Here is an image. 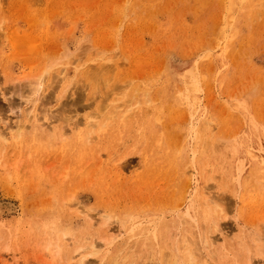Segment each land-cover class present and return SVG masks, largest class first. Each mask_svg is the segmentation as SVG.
<instances>
[{"label":"rangeland","instance_id":"374dc122","mask_svg":"<svg viewBox=\"0 0 264 264\" xmlns=\"http://www.w3.org/2000/svg\"><path fill=\"white\" fill-rule=\"evenodd\" d=\"M0 132V264H264V0H0Z\"/></svg>","mask_w":264,"mask_h":264},{"label":"bare ground","instance_id":"6f19581e","mask_svg":"<svg viewBox=\"0 0 264 264\" xmlns=\"http://www.w3.org/2000/svg\"><path fill=\"white\" fill-rule=\"evenodd\" d=\"M99 71V70H98ZM40 79V81H38L36 84V87L35 88H33V93L35 94V93H39L40 92V88H39V86L41 85V78H39ZM27 101V100H26ZM19 131V130H18ZM17 131V134L19 133ZM13 139L11 136H9V139ZM0 141L2 142V143H6L7 141H8V139L3 135V133L2 132H0ZM0 168L1 169H4V166H0ZM75 196V195H74ZM70 199H72V198H70ZM7 209H8V207H7ZM215 213V212H214ZM215 218V217H214ZM91 220V219H90ZM93 221V220H92ZM214 222V221H213ZM213 225L212 226H214V229L215 230H217V227H218V222H217V220H216V222H214V223H212ZM209 233H210V231H209ZM214 233V232H213ZM196 239V240H195ZM198 236H196L195 238H194V241H191L192 243L193 242H196V241H198ZM201 240V239H200ZM186 241V240H185ZM185 241H183L184 243H185ZM187 241H188V244H189V240L187 239ZM187 241H186V243H187ZM191 242H190V244H191ZM201 242H202V244L203 245H205V246H207V244H208V246L209 247H211L210 245H212L213 244V241H212V239H211V236H210V234H205L204 236H203V240H201ZM210 244V245H209ZM187 245V244H186ZM195 245V247L197 248V249H200V247H198V246H196V245H198V244H196V243H193V246ZM92 248H94V245H92ZM194 248V247H193ZM196 248H194V249H196ZM204 248V247H203ZM207 249V248H206ZM81 250H83V248L81 249ZM196 251V250H195ZM201 251V250H200ZM197 252V251H196ZM79 253V252H78ZM77 253V254H78ZM198 253V252H197ZM196 254V253H195ZM96 255V251H94V252H90L89 254H88V256H95ZM200 257V256H199ZM83 258V257H82ZM85 258V257H84ZM84 258H83V260H84ZM169 258V257H168ZM196 258H197V256H194V250H192V252L190 251V254H189V257L186 259L187 260V263L186 264H196ZM166 259V260H165ZM164 260L165 261H167V257L165 258ZM200 259V258H199ZM80 260H82V259H80ZM174 260V259H173ZM83 263V262H82ZM81 263V261H80V264H82ZM167 263V262H166ZM197 263H199V262H197ZM202 263V262H201ZM204 263H206V261L204 262ZM203 263V264H204ZM165 264V263H164ZM171 264H175V261L173 262L172 261V263ZM200 264V263H199Z\"/></svg>","mask_w":264,"mask_h":264}]
</instances>
